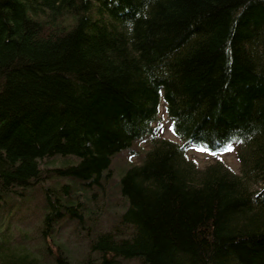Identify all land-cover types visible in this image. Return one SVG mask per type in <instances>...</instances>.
I'll return each instance as SVG.
<instances>
[{
    "label": "trees",
    "instance_id": "trees-1",
    "mask_svg": "<svg viewBox=\"0 0 264 264\" xmlns=\"http://www.w3.org/2000/svg\"><path fill=\"white\" fill-rule=\"evenodd\" d=\"M144 139L102 232L88 204ZM229 142L239 174L186 156ZM34 190L40 247L0 231V264H72L68 221L80 264H264V0H0V211Z\"/></svg>",
    "mask_w": 264,
    "mask_h": 264
},
{
    "label": "rangeland",
    "instance_id": "rangeland-1",
    "mask_svg": "<svg viewBox=\"0 0 264 264\" xmlns=\"http://www.w3.org/2000/svg\"><path fill=\"white\" fill-rule=\"evenodd\" d=\"M160 127V136L164 139L182 145L181 141L172 131V122L168 119L164 110V102L161 99L159 105V116L153 127ZM152 140L144 139L136 141L126 151H123L113 158L111 165V177L104 182V188L100 194L96 190L97 200L88 204L89 209L96 212L95 218L100 225L97 229L106 231L109 230L115 222L117 215L123 208V201L117 193L116 183L119 180L123 171L131 165L139 164L144 157V154L151 149ZM229 148L231 150H229ZM237 143H227L218 150H210L203 145L191 144L187 146V158L195 161L199 168L203 169L217 161L223 162L235 174L240 173V166L237 160ZM263 187V186H259ZM39 190H34L32 194L34 198L31 200H11L2 207L0 211V231L5 232L10 239L15 242L19 241V245L29 249V252H34L36 246L40 247L39 235L36 230L39 227V219L36 213L38 205L40 206L41 198ZM88 233V230L75 233L74 222L61 223L59 226L56 240L66 249L68 260L72 264H80L89 252L87 237L83 234ZM26 234L25 242L20 235ZM89 238V237H88ZM38 239V240H37ZM21 243H23L21 245ZM50 247L55 250V246L50 243ZM39 254V252H37ZM94 263H97V256L91 255ZM48 263V262H46ZM113 264H139L136 261L114 260Z\"/></svg>",
    "mask_w": 264,
    "mask_h": 264
},
{
    "label": "snow or ice",
    "instance_id": "snow-or-ice-1",
    "mask_svg": "<svg viewBox=\"0 0 264 264\" xmlns=\"http://www.w3.org/2000/svg\"><path fill=\"white\" fill-rule=\"evenodd\" d=\"M229 150H231V149L229 148Z\"/></svg>",
    "mask_w": 264,
    "mask_h": 264
}]
</instances>
